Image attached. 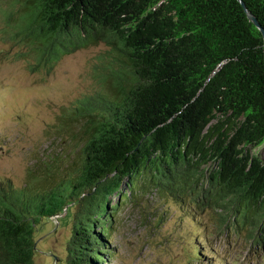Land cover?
Segmentation results:
<instances>
[{
	"label": "trees",
	"instance_id": "16d2710c",
	"mask_svg": "<svg viewBox=\"0 0 264 264\" xmlns=\"http://www.w3.org/2000/svg\"><path fill=\"white\" fill-rule=\"evenodd\" d=\"M245 2L264 26V0ZM0 8L6 38L30 48L34 69L108 46L102 89L64 115V129L76 132L70 160L46 168L40 188L0 181V264H36L37 227L70 205L66 264H112L117 215L153 190L186 204L193 222L208 215L211 234L228 245L264 253V157L253 151L264 145V39L237 0ZM206 255L198 249L195 259Z\"/></svg>",
	"mask_w": 264,
	"mask_h": 264
},
{
	"label": "rangeland",
	"instance_id": "374dc122",
	"mask_svg": "<svg viewBox=\"0 0 264 264\" xmlns=\"http://www.w3.org/2000/svg\"><path fill=\"white\" fill-rule=\"evenodd\" d=\"M4 2L0 0V5ZM4 27L0 19V181L40 188L46 168L54 171L55 164L70 160L77 146V140H71L76 132L63 127L64 115L102 89L99 57L108 46L78 50L62 57L50 71L37 70L30 48L6 38ZM253 151L264 157V145ZM188 209L156 190L124 205L110 240V248L117 250L112 264H264L263 252L249 253L242 240L228 245L229 238L211 234L208 215H203V223L210 232L200 220H191ZM74 211L70 205L37 227L36 264H66ZM198 249L207 252L205 258L195 259Z\"/></svg>",
	"mask_w": 264,
	"mask_h": 264
},
{
	"label": "water",
	"instance_id": "95a60500",
	"mask_svg": "<svg viewBox=\"0 0 264 264\" xmlns=\"http://www.w3.org/2000/svg\"><path fill=\"white\" fill-rule=\"evenodd\" d=\"M238 3L243 7L244 12L247 15V18L251 23L255 25V27L261 32L263 39H264V26L260 23L258 18L254 15V13L250 10L248 5L246 4L245 0H237ZM2 149V146H0V150Z\"/></svg>",
	"mask_w": 264,
	"mask_h": 264
},
{
	"label": "built area",
	"instance_id": "2783aa9c",
	"mask_svg": "<svg viewBox=\"0 0 264 264\" xmlns=\"http://www.w3.org/2000/svg\"><path fill=\"white\" fill-rule=\"evenodd\" d=\"M55 217H57V216H55ZM52 218H54V217H52Z\"/></svg>",
	"mask_w": 264,
	"mask_h": 264
}]
</instances>
